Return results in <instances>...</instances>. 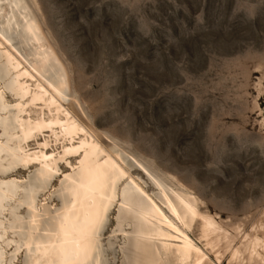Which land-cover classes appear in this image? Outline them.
<instances>
[{"label":"rangeland","instance_id":"374dc122","mask_svg":"<svg viewBox=\"0 0 264 264\" xmlns=\"http://www.w3.org/2000/svg\"><path fill=\"white\" fill-rule=\"evenodd\" d=\"M13 1L0 0V29L14 17L7 36L17 51L2 42L33 75L24 80L31 92L24 103L39 83L46 86L26 62L41 45L65 83L63 109L103 151L98 165L105 154L112 157L159 205L154 181L170 196L193 199L198 212L233 240L231 251L219 245L222 264L235 249L240 257L232 264H264V0H18L15 10ZM28 25L38 44L28 42ZM5 100L11 108L18 98L5 92ZM26 109L33 119L55 114L43 102ZM0 114L6 117L8 110ZM55 139L48 131L26 147L37 152L48 140L45 151L60 153L69 143ZM83 160L79 153L59 161L52 189L64 175L71 177L64 186L75 189L97 174L99 168L85 167ZM35 168L16 166L3 179H25ZM52 205L60 203L53 198ZM116 211L115 203L100 239L103 264H129L124 236L117 234L108 247ZM200 224L195 219L187 233L216 264L200 239ZM253 239L260 260L243 249ZM152 246L146 245L151 255L144 264H156Z\"/></svg>","mask_w":264,"mask_h":264},{"label":"bare ground","instance_id":"6f19581e","mask_svg":"<svg viewBox=\"0 0 264 264\" xmlns=\"http://www.w3.org/2000/svg\"><path fill=\"white\" fill-rule=\"evenodd\" d=\"M18 4L19 1L14 0L11 9H17ZM13 22L14 17H11L2 24L0 47L7 44L17 51L7 36ZM26 34L28 42L39 43L40 38L33 26H27ZM40 46L29 51L32 63L27 59L26 62L46 86L39 83L26 103L23 100L31 92L24 80L33 78V75L27 68H20L22 64L7 48L0 51V60L3 59L4 63L0 65V74H5L0 81L13 73L0 85V113L8 110L6 117L0 114V264H18L19 256L21 264H103L104 250L100 239L108 213L115 203L116 227L108 247H113L117 234L124 236L128 243L124 248L128 246L129 264H144L143 260L151 255L146 250L149 243L153 244L156 264H214L187 233L197 218L201 222L200 239L215 256L216 264H222L224 253L229 249L231 251L233 240L212 218L198 212L193 199L176 193L170 196L160 181H154L159 189V205L112 157L105 154L104 162L97 164L99 150L102 149L97 142L86 138L84 129L63 109L60 99L64 96L65 83L59 71H55L50 54ZM51 72L55 76L45 78ZM5 92L18 98L15 106L8 107ZM37 102H43L46 109L53 110L55 114L48 119L26 116V108ZM48 131L56 141L62 138L69 144L62 146L60 153L49 154L45 150L50 141L44 140L41 144L37 143V152H30L27 142ZM79 134H83L84 138L73 143ZM79 153L84 157L81 164L85 167V164L96 165L99 168L97 174L79 183L75 189L64 186L67 179H71L64 175V182L52 189L51 182L58 172V162ZM35 163L37 168L27 178L3 179L16 166L26 168ZM99 172L103 179L98 178ZM126 176V182L118 188L120 180ZM53 198L59 201V207L52 205ZM164 208L178 223L165 214ZM126 227H130L129 232ZM221 242L224 244L223 254L219 251ZM257 245V239L245 244L243 249L250 250V259L260 260L254 249ZM239 253V249L233 250L228 264H232Z\"/></svg>","mask_w":264,"mask_h":264}]
</instances>
